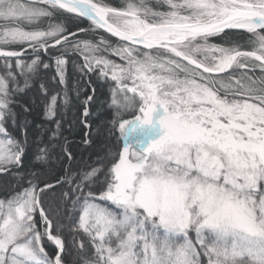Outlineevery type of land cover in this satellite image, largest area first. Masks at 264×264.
Instances as JSON below:
<instances>
[{"label":"trees","instance_id":"trees-1","mask_svg":"<svg viewBox=\"0 0 264 264\" xmlns=\"http://www.w3.org/2000/svg\"><path fill=\"white\" fill-rule=\"evenodd\" d=\"M93 1L109 14H133L152 25L185 15L180 0ZM263 45L264 29L230 30L189 41L179 50L181 58L130 45L50 2L0 0V54L12 55L0 56V133L14 153L13 162L0 163V215L15 218L26 208L27 217L16 218L22 233L16 242L40 259L21 264H116L127 246L137 264H146L153 249L157 264H181L188 246L194 254L185 250L182 264H261L233 238L209 229L173 234L157 220H129L105 196L115 188L127 144L122 125L137 119L150 101L135 88L137 67L162 75L172 94L183 85L192 92L201 82L230 104L246 101L264 110V65L256 59L243 55L221 75L190 62L210 70L215 56L253 52L264 58ZM130 152L138 153L134 147ZM100 214L109 220L104 232Z\"/></svg>","mask_w":264,"mask_h":264},{"label":"rangeland","instance_id":"rangeland-1","mask_svg":"<svg viewBox=\"0 0 264 264\" xmlns=\"http://www.w3.org/2000/svg\"><path fill=\"white\" fill-rule=\"evenodd\" d=\"M85 1L94 4L98 11L106 10L93 0ZM237 1L264 12V0ZM180 6L179 10L185 15L181 17L179 12L177 19L165 24L208 23L219 21L229 11L248 10L223 0H180ZM102 14L120 31L131 33L135 30L133 18L108 12ZM16 36L28 40L38 38ZM197 39H187L176 45L166 43L167 48L162 49L182 58L180 48ZM261 50L264 51V45ZM232 57V54L211 57L214 64L210 70L215 73L228 70L227 62ZM18 61L23 66L22 61ZM234 64L235 61L232 66ZM141 70L138 67L134 70L135 88L148 94L150 103L144 105L137 119L122 125L127 135V154L115 170V188L105 197L123 207L129 220L138 217L157 220L173 234L189 235L191 230L203 234L209 229L223 238H233L237 246L252 252L262 264L264 195L259 198L256 195L264 193V110L246 101L230 104L221 100L201 82L192 92L183 85L172 94L170 90L167 92L170 82L162 75H149ZM1 83L4 84V80ZM1 94L0 91V119L4 106ZM7 141L3 130V134L0 133V163L9 164L14 160L13 148L7 147ZM133 147L138 153L132 156L130 149ZM28 203L30 209L31 202ZM16 212L15 218L0 215V264L40 260L28 245L16 242L22 234L18 233L16 218L22 221L27 217L24 207ZM98 222L104 232L109 220L100 214ZM52 239L59 242L57 238ZM129 239L131 245L135 239L133 235ZM127 247V252L115 260L116 264H137L132 258L133 251ZM189 249L194 254L193 248L186 247L180 253L181 264L185 260V250ZM146 256V264L158 263L155 249Z\"/></svg>","mask_w":264,"mask_h":264},{"label":"bare ground","instance_id":"bare-ground-1","mask_svg":"<svg viewBox=\"0 0 264 264\" xmlns=\"http://www.w3.org/2000/svg\"><path fill=\"white\" fill-rule=\"evenodd\" d=\"M227 4H242L238 3L237 0H223ZM84 4H86V10H82L81 8H76L72 5L69 4H63L64 7L68 8L69 10L79 13L84 15L86 12L91 13L97 17H103L102 12L94 8V5L90 3L89 1L83 0ZM248 10H235V11H229L226 12L225 16L220 19L219 21H213L209 22L208 24L200 25L197 28H190L187 25H182L181 29H165V30H158V31H153L150 29V27L144 25V23H141L140 21H133V26L135 30H133L130 34L134 35L135 37L141 39V44H147V42L153 41V42H176V41H184L186 37L193 32L197 31H205L208 30L211 26L212 28L215 27L216 24L219 22H226L227 27L234 26V27H242L244 29L251 31H256L255 29V24L252 21L253 19H259V18H264V12H260L259 8L255 9L254 7L250 6L247 7ZM264 9V7H262ZM99 29V28H98ZM102 30V29H99ZM103 31V30H102ZM104 32V31H103ZM105 33V32H104ZM108 35V34H107ZM110 36V35H109ZM136 41V40H135ZM232 59H230L227 64L231 65ZM1 130V129H0ZM2 171H0V174Z\"/></svg>","mask_w":264,"mask_h":264},{"label":"water","instance_id":"water-1","mask_svg":"<svg viewBox=\"0 0 264 264\" xmlns=\"http://www.w3.org/2000/svg\"><path fill=\"white\" fill-rule=\"evenodd\" d=\"M50 1L51 3H54V4H58L60 5L61 7H63L65 10H69L68 8L64 7L63 4H69V5H72L76 8H81L82 10H86V4H84V2L82 0H48ZM118 1H121V0H118ZM241 6H244V7H250L249 5H243V4H240ZM95 9H97L96 7H94ZM71 11V10H69ZM102 12H105L106 13V10L102 9L101 10ZM73 12V11H71ZM75 13V12H73ZM76 15H81L83 16L84 18H86L88 21H91L93 23V25H96L99 29H102L106 34L110 35V36H113L119 40H123L131 45H137L139 47H162V48H167V46L165 47L164 44H171V45H176L177 43H183V42H186L187 39H191V38H195L197 39L198 37H208L209 35H215V34H219V33H222V32H227V31H230V30H241V29H244L242 27L238 28V27H234V26H230V27H227L226 22H219L218 24L215 25L214 28H212V26L208 29V30H205V31H197V32H193L192 34L188 35L186 37V39L184 41H176V42H162V43H159V42H153V41H150V42H147V44L149 45H146V44H141V39L135 37L134 35L130 34V33H127V32H124V31H120L118 28H116L114 25L112 24H109V22L107 21L105 15H103V17L99 18L91 13H88L86 12L84 15L82 14H77L75 13ZM131 19L134 18L135 21H139L138 18L134 15H128ZM255 24V29L256 31H259V30H262L264 28V18H259V19H253L252 20ZM142 22V21H141ZM200 25L202 24H198L197 25H189L187 24L188 27L190 28H197L199 27ZM169 28H172V29H181L182 28V25H168V24H165V25H159V26H150V29L151 30H155V31H158V30H165V29H169ZM244 30H247V29H244ZM136 40V41H135ZM242 55H246V56H249L251 58H255L257 61H259L261 64L264 65V59L260 58L257 54L255 53H248V52H242V53H237L233 56L232 58V62L234 60H236L238 57H241ZM4 56H10V54H4ZM234 63V62H233ZM232 63V64H233ZM231 65H228V70L231 68ZM196 67L204 72H207L206 69L204 67H202L200 64H196ZM226 71H223L221 73H224ZM211 74H214V72H210ZM209 73V74H210ZM220 73V74H221ZM217 74V73H216Z\"/></svg>","mask_w":264,"mask_h":264}]
</instances>
